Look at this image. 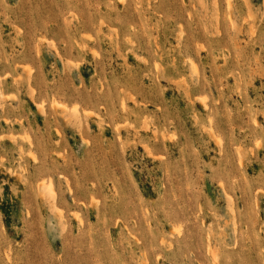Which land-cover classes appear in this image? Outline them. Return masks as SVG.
<instances>
[{
	"label": "rangeland",
	"instance_id": "1",
	"mask_svg": "<svg viewBox=\"0 0 264 264\" xmlns=\"http://www.w3.org/2000/svg\"><path fill=\"white\" fill-rule=\"evenodd\" d=\"M0 264H264V0H0Z\"/></svg>",
	"mask_w": 264,
	"mask_h": 264
},
{
	"label": "bare ground",
	"instance_id": "2",
	"mask_svg": "<svg viewBox=\"0 0 264 264\" xmlns=\"http://www.w3.org/2000/svg\"><path fill=\"white\" fill-rule=\"evenodd\" d=\"M190 61V60H189ZM191 65H193V64H191ZM193 67V66H192ZM62 102V101H61ZM52 103H54V102H52ZM63 107V106H62ZM74 112V111H73ZM50 182V181H49ZM51 191V190H50Z\"/></svg>",
	"mask_w": 264,
	"mask_h": 264
}]
</instances>
